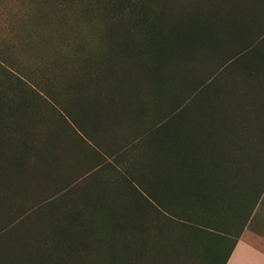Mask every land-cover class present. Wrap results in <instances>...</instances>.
Here are the masks:
<instances>
[{
  "label": "trees",
  "instance_id": "1",
  "mask_svg": "<svg viewBox=\"0 0 264 264\" xmlns=\"http://www.w3.org/2000/svg\"><path fill=\"white\" fill-rule=\"evenodd\" d=\"M37 9L13 46L32 63L0 54V196L13 189L23 204L0 217V227L15 225L1 232L0 248L34 227L38 245L23 249L42 245L45 258L60 251L99 264H227L237 244L228 234L241 221L233 190L241 178L252 192L256 183L235 174L234 152L264 154V126L237 125L264 106V0H40ZM95 20L97 48L78 44L80 22ZM206 61L212 68L200 73ZM37 97L56 117L42 126ZM86 140L142 146L115 155L103 190L92 186L66 208L55 186ZM35 215L42 224L29 225Z\"/></svg>",
  "mask_w": 264,
  "mask_h": 264
},
{
  "label": "rangeland",
  "instance_id": "2",
  "mask_svg": "<svg viewBox=\"0 0 264 264\" xmlns=\"http://www.w3.org/2000/svg\"><path fill=\"white\" fill-rule=\"evenodd\" d=\"M92 0H90L91 2ZM40 0H0V54L2 55L3 59L2 61L6 60L5 62H9L10 60H21L25 63H32V57L31 54L27 51L22 49L14 50L13 46H20L22 38H26L28 35V31L30 30L33 21L35 20V15L38 12ZM48 8H46L47 10ZM44 10L48 16V12L50 13L51 10ZM253 11V10H252ZM252 11H249L246 15L245 21L243 23V28L249 30V26L252 25ZM53 17H55V12H52ZM57 19V22L60 21V16L55 18ZM77 23V22H76ZM82 27L81 34L75 35L78 37L77 42L78 44L87 43V41H91V47L97 48L98 42H96L97 39L92 38L96 32L95 29L99 27L101 28V23L97 20L90 22L87 24H84L80 22ZM73 35V34H72ZM233 36H236V29H233ZM100 41V40H99ZM39 47V45H38ZM36 53L33 51V55ZM18 60V61H19ZM27 61V62H26ZM215 65V63H214ZM200 73L201 71H209L210 68H212V64H208L206 61V64L204 62H201L200 66H198ZM199 73V74H200ZM8 76V75H7ZM9 77H7L8 79ZM14 79V78H13ZM3 80H6V77H4ZM31 83L33 82V79H28ZM18 82V81H17ZM263 91H264V83H263ZM260 90V88H259ZM1 92V90H0ZM5 92V96H14V93H8L6 92V89L3 90ZM37 101L39 104L41 103L42 107L39 109L40 115L39 120L35 123L42 126L43 119H51L54 121L55 118L49 117V113L46 112V110H52L51 107H44V101L43 97H37ZM46 106V104H45ZM258 111L255 113L254 119L251 118L253 114H249L248 117H241L238 121L239 127H242L244 129L245 126L254 127L255 131H258L260 127L264 126V106L259 107L257 109ZM45 116H43V115ZM54 115V114H53ZM49 117V118H48ZM175 126V123H173ZM40 126H37L39 128ZM31 130V129H30ZM240 132V131H239ZM0 140H3L0 136ZM4 140H8L5 138ZM9 140H17V139H9ZM255 148V147H253ZM264 178L257 177L256 183L254 184L255 189L252 192L251 186L247 189L246 186L250 185V181L248 178H241L238 182L236 188L233 190V202L234 205L240 204V209L238 212H234V215H240V222H235V226L238 224H244L247 222V215L250 213V206L253 202L254 196L257 194V191L261 188V186L264 185ZM40 183V181L38 182ZM28 185V184H27ZM22 187V186H21ZM20 190V187H18ZM24 189V187H23ZM21 188V190H23ZM19 193L14 191L13 189L10 191H6L2 196H0V217H8L14 208H19L23 204L19 202ZM240 199V200H239ZM239 200V201H238ZM239 202V204H238ZM52 212V211H51ZM219 213L223 214L225 216V219L229 217V211L223 210L219 208ZM49 214H51L49 212ZM31 220H33L32 224H37L43 222L42 216H34ZM30 222V221H29ZM13 222H2L0 227V234L2 231L7 230L9 231L11 226H15L12 224ZM34 226V225H33ZM235 228V227H234ZM233 228V229H234ZM36 228L31 227L30 232L24 235L25 233L21 232L15 235L14 237V244L11 249L8 248H0V260H3L4 262L8 264H99V260L95 259L90 260L85 258V255L77 256L76 254L73 256L69 255H62L60 251H57V253L52 252L49 253V258H45L42 245L40 251L38 250H26L23 249L24 246L26 247H36L38 245V238L36 234ZM19 241H23L20 243ZM25 247V248H26ZM81 257V258H80ZM176 258V257H175ZM189 256H184L183 260H189ZM177 260V258H176ZM179 261V260H178ZM182 263V262H181Z\"/></svg>",
  "mask_w": 264,
  "mask_h": 264
},
{
  "label": "crops",
  "instance_id": "3",
  "mask_svg": "<svg viewBox=\"0 0 264 264\" xmlns=\"http://www.w3.org/2000/svg\"><path fill=\"white\" fill-rule=\"evenodd\" d=\"M87 151L74 153V159L68 156L67 167L60 171L58 178L57 191L67 194L65 200L57 198L58 203H64L66 208L73 207L78 199L79 193L84 196L92 190L100 186L107 185L108 165L114 164L115 155L124 152L125 148L131 145L136 146L129 151L138 154V149L142 146V140H86ZM238 145L246 144L245 141L252 140H235ZM140 143V144H139ZM248 143V142H247ZM255 145V141L249 143V146ZM234 152L239 167L236 168L235 174L243 177L264 178V166H258L257 162H264V154L260 158L255 156L254 149L249 147L245 149V155L241 151V147L237 146ZM93 167L92 173H87ZM121 169L120 166H117ZM92 171V170H91ZM81 172V174H80ZM80 180H77V176ZM67 182V185H62ZM264 180V179H263ZM251 190H253V185ZM249 186V187H250ZM103 190V189H102ZM81 191V192H80ZM257 195L251 205L250 214L247 222L238 224L235 229L229 233V238L237 240V244L227 262V264H264V185L257 191ZM65 201V202H64Z\"/></svg>",
  "mask_w": 264,
  "mask_h": 264
}]
</instances>
